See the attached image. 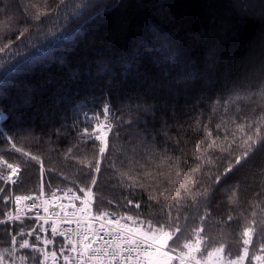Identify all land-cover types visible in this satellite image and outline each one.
Returning a JSON list of instances; mask_svg holds the SVG:
<instances>
[{"label":"trees","instance_id":"obj_1","mask_svg":"<svg viewBox=\"0 0 264 264\" xmlns=\"http://www.w3.org/2000/svg\"><path fill=\"white\" fill-rule=\"evenodd\" d=\"M230 2L90 0L92 7L71 19L62 29L67 38L57 42L50 24L40 28L44 35L30 27L20 36L25 24L21 0H0V47L8 45L0 53V264H13L15 258L43 264L45 252H67L51 231L52 221L10 219L15 196L31 195L42 213L49 199L61 198L67 190L83 201L80 189L85 187L93 214L131 217L144 230L169 233L168 247L174 251L198 245V257L206 259L223 248L227 262L247 248L245 264H257L254 257L264 255V241L253 235L245 246L243 233L253 210L257 221L264 220V151L253 154L236 173L247 179L235 195L224 185L209 201L178 205L169 199L172 207L162 209L146 193L127 190L134 180L151 185L153 194L157 187H174L178 169L169 166L171 161L179 156L180 169L195 168L191 153L204 156L209 151L197 148L198 143L206 138L225 143L217 135L218 125L237 138L243 134L240 124L258 122L254 126L264 128V82L256 75L264 66V0H250L254 6L244 14L227 9ZM37 48L46 51L36 57ZM246 71L253 73V95L248 98V91L241 90L238 98L233 82ZM105 104L111 108L107 119ZM118 119L125 123L116 125ZM98 122L112 123L122 138L108 133L116 167L100 159L93 185L80 169L95 163L98 142L94 147L85 129L93 131ZM165 122L170 135L178 134V144L158 135ZM137 127L155 136L153 152L128 150L127 129ZM160 201L164 203L163 196ZM25 240L28 247H20Z\"/></svg>","mask_w":264,"mask_h":264},{"label":"snow or ice","instance_id":"obj_2","mask_svg":"<svg viewBox=\"0 0 264 264\" xmlns=\"http://www.w3.org/2000/svg\"><path fill=\"white\" fill-rule=\"evenodd\" d=\"M254 5L250 0H231L225 7L229 10L244 14ZM20 7L23 9V18L25 24L20 30L19 35L25 36L28 33L30 27L37 29V35H44L45 33L40 32L45 24L52 25V29L49 31L53 36H56L57 42H60L67 38L65 32L62 31L64 26L71 19L79 18L85 10L92 7L90 0H29V3H23L21 0ZM54 29V30H53ZM59 33V35H57ZM19 39V37H17ZM29 44L32 47H36L35 41L29 40ZM4 47H0V53L5 51ZM45 49H36L35 56L39 57L45 53ZM30 62V61H26ZM251 71H246L233 82V86L237 89V95L239 98V92L241 90L248 91V98H251L253 93L250 89L253 87L252 84ZM258 79L264 82V66L256 74ZM261 91L264 92V83L260 84ZM103 112L105 114V119L108 118V113L111 112V108L108 104L103 106ZM125 121L123 119H118L115 121L116 125H123ZM129 124L133 121L130 119ZM258 125V122H254ZM254 124H249L245 126L244 124L238 125V129L242 131V135L237 138L235 132H229L227 127L223 125L217 126V135L223 136L225 141L224 144H217L214 138L211 143H208L207 138L201 144H197V148L209 149V151L204 156H199L195 152L191 153L195 157L196 167L188 168L187 170L180 169L178 163L179 156L175 157L174 161H171L170 167H176L178 170L175 175L177 180L174 187H165L163 191L160 188H155V193L151 190V185H145L139 183L138 181H133L132 184L127 186V190L131 191L133 195H139L141 193H146L147 198L151 201H155L160 204L161 208H171L172 204H183L185 202H192L193 204L199 203L200 201L211 200L216 193L224 186L229 185L227 191L232 195H235L239 191V187L247 179L246 176H239L236 173L239 172L240 168L243 166L253 154L258 151H264V128L260 126H254ZM114 125L109 124H99L97 127L88 132L85 129L88 139L92 140L93 146L96 147L98 142V151L94 155L93 159L95 163L89 162L86 167L80 169L81 174L85 179L89 180L91 184L95 185L97 183L95 174L100 172V159H105L108 161V166L111 168L116 167V160L112 158L111 153H109V143H108V133L113 132V136L117 139H121L119 131H113ZM170 125L165 122L161 124V128L158 135L163 136L164 140L173 141L176 144L179 143L178 134L177 136L170 135ZM223 127V132L220 129ZM128 144L130 145L129 151L136 153L137 148L146 149L149 153L153 152L155 149L150 147V145H155L156 138L147 133L146 128H135L127 129ZM231 135V141L228 140V136ZM15 148V145H13ZM167 147V145H166ZM237 149L239 150L237 152ZM16 151H21L17 148ZM71 153V149H69ZM108 153V156L105 154ZM27 155V153H23ZM74 156V154H72ZM71 158V156H70ZM31 159L36 160L37 157L32 156ZM123 163V160L120 161ZM79 163L83 164L84 161L81 160ZM186 164V161H185ZM7 167L10 171L15 172V167L12 164H8ZM183 171V175L181 174ZM115 175V173H110ZM125 176H129V173H124ZM145 176L151 175V173H145ZM172 182L169 181V184ZM139 189L136 192L135 189ZM86 195V199L82 201L84 205L82 208L78 209L80 216L77 219V237L78 243L81 244L79 249V264H127L128 261L133 260V253H135L134 264H171L174 259L172 255L168 252L163 251L167 242L172 239L169 233L163 231L158 235H148L147 233L141 231L139 228L127 227L121 224L118 220L114 223L109 222L107 225L101 220V227L99 229H93L88 225H85L83 230H80V223L82 221H87L95 219V217L90 216L91 209L89 205L92 203V197L90 191L87 187L80 189ZM163 196L164 203L161 204L160 197ZM232 197L229 196V199ZM17 200L21 197L17 196ZM172 200V204H168V200ZM130 202V201H129ZM139 207V205H137ZM264 211V208L261 209ZM98 215L103 216L104 213H98ZM229 220L232 219L231 216L228 217ZM128 219H132L129 217ZM109 229L105 232L106 236H111L110 240H101L98 238V232L104 231V229ZM52 233L57 234V227L55 226V221H53V226L51 229ZM179 231V229H177ZM89 232L91 233V238L89 237ZM259 235V237L264 241V220L257 221L255 218V210H253V216L250 225L245 229L243 235L245 239L243 244L245 246L252 243L251 237L253 235ZM59 235H67L64 232H60ZM51 241L45 240L44 243L48 244ZM73 242L69 240V244ZM96 244V247L93 245ZM146 244V247H145ZM20 247H28V241L25 240ZM186 251L175 257L180 261V264H225V261L219 255L223 248H216V257L214 260L202 259L198 257L200 253V248L191 244L184 245ZM261 250L264 251V243L261 245ZM70 251H78L75 247L71 248ZM127 252V256L123 253ZM248 254V249L245 248L244 256H239L234 262L228 261V264H241V261L245 259ZM213 256L212 252L208 253V257ZM257 264H264V256L254 257ZM51 259L56 260V254H51ZM65 264H70V258L65 257Z\"/></svg>","mask_w":264,"mask_h":264},{"label":"built area","instance_id":"obj_3","mask_svg":"<svg viewBox=\"0 0 264 264\" xmlns=\"http://www.w3.org/2000/svg\"><path fill=\"white\" fill-rule=\"evenodd\" d=\"M68 198L74 199L76 198L75 193L68 192L67 193ZM17 208L19 210V217H28L31 215L34 211H36V207L31 203L30 197H21L20 200L16 199ZM82 207L76 206L73 202H70L68 204H63L60 201L52 204L48 210H47V218L50 220L55 221V226L57 227V235H59L60 232H64L67 235V239L65 236H62L64 244L67 248L71 249L75 247L78 251H70L69 254L61 257L56 255V260L53 261L51 259V252H48L45 256V262L46 264H65V257L70 258V264H79V249L82 247L81 244H79L78 237H77V219L80 216V213L78 209ZM90 216L95 217V219L82 221L80 223V230H83L85 225L90 226L93 229H99L101 227V220H103V223L107 225L109 222H116L117 220L121 223L120 218L115 216L114 214H104L103 216H94L90 214ZM104 218V219H103ZM109 229L105 228L104 231L98 232V238L101 240H110L112 239L111 236H106L105 232ZM61 236V235H59ZM89 237L91 238V233L89 232ZM69 240H71L73 243L69 244ZM97 245L94 244L93 247H96ZM146 247V244H145ZM163 251L168 252L169 255H172L174 259L171 261V264H180V261L178 259H175L178 255L182 253H176L173 252L167 248H164ZM125 256H127V252L125 251L123 253ZM135 259V253H133V260H130L127 262V264H134ZM89 264H92V262H89Z\"/></svg>","mask_w":264,"mask_h":264},{"label":"rangeland","instance_id":"obj_4","mask_svg":"<svg viewBox=\"0 0 264 264\" xmlns=\"http://www.w3.org/2000/svg\"><path fill=\"white\" fill-rule=\"evenodd\" d=\"M122 222H123V224L124 225H126L127 227H135V228H139L141 231H143V232H145V233H147L148 235H158V234H160V231H147V230H144L140 225H138L137 224V222L135 221V220H133V219H125V220H122ZM166 233V232H165ZM169 242V241H168ZM168 242H167V245L165 246V248H167V246H168ZM195 246H197L198 247V245H195ZM216 252H214L213 253V256L211 257V258H209V257H206V259H210V260H214L215 259V257H216ZM221 257H222V259L224 260V256H223V252H221L220 254H219ZM244 256V255H243ZM260 256H264V255H260ZM246 258H247V256L245 257V259L243 260V261H241V264H245V260H246ZM225 261V260H224ZM235 261V260H234ZM233 261V262H234ZM257 262V261H256ZM13 264H24V259H22V258H15L14 259V262H13ZM225 264H228V261L226 262L225 261Z\"/></svg>","mask_w":264,"mask_h":264},{"label":"bare ground","instance_id":"obj_5","mask_svg":"<svg viewBox=\"0 0 264 264\" xmlns=\"http://www.w3.org/2000/svg\"><path fill=\"white\" fill-rule=\"evenodd\" d=\"M104 219V218H103Z\"/></svg>","mask_w":264,"mask_h":264}]
</instances>
